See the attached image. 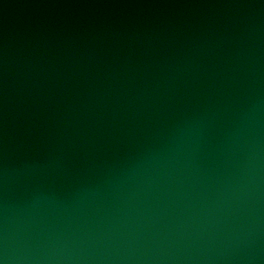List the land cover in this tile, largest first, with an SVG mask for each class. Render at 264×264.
<instances>
[{"label":"water","instance_id":"water-1","mask_svg":"<svg viewBox=\"0 0 264 264\" xmlns=\"http://www.w3.org/2000/svg\"><path fill=\"white\" fill-rule=\"evenodd\" d=\"M0 264H264V0H0Z\"/></svg>","mask_w":264,"mask_h":264}]
</instances>
